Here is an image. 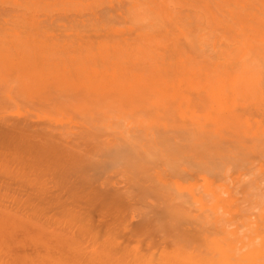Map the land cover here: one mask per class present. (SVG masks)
Wrapping results in <instances>:
<instances>
[{
	"label": "bare ground",
	"instance_id": "1",
	"mask_svg": "<svg viewBox=\"0 0 264 264\" xmlns=\"http://www.w3.org/2000/svg\"><path fill=\"white\" fill-rule=\"evenodd\" d=\"M5 42L3 51L16 56L4 60L0 51V72L16 74L6 87L18 86L2 91L38 101L44 111L28 115L48 124L0 126V264H264V0H0ZM85 118L104 120L88 126ZM19 137L22 147L9 144ZM91 138L96 145H87ZM78 141L104 151L129 184L106 200L89 192L92 204L84 203L108 207H98L104 240L82 218L68 239L54 233L64 225L60 210L37 205L60 182L51 175L62 172L57 162L80 166L65 182L61 173L65 186L87 184L105 168ZM122 150L126 164L117 158ZM24 161L33 174L22 172ZM125 202L132 208L123 232L128 217L154 218L143 231L149 251L142 232L134 229L129 244L111 227L109 209ZM30 220L34 253L22 256L16 250L26 245L15 237L34 229Z\"/></svg>",
	"mask_w": 264,
	"mask_h": 264
},
{
	"label": "rangeland",
	"instance_id": "2",
	"mask_svg": "<svg viewBox=\"0 0 264 264\" xmlns=\"http://www.w3.org/2000/svg\"><path fill=\"white\" fill-rule=\"evenodd\" d=\"M4 41V40H3ZM2 42V41H1ZM7 42V41H6ZM6 42L4 43V45L2 44V45H0V51H1V53L3 52V53H6V52H4L3 51V49H2V46L4 47V48H6ZM1 44V43H0ZM9 47V46H8ZM5 50V49H4ZM13 50H20V49H13ZM6 51V50H5ZM12 51V50H11ZM21 51V50H20ZM7 52H10L9 50H7ZM13 52V51H12ZM16 52V51H15ZM25 52H28V50L27 51H25ZM17 53V52H16ZM7 54L8 55H10L11 54V52L10 53H6L4 56L1 54V56H3L2 58H4V60H7V58L9 57V58H13V57H11V56H13L12 54H14V52L11 54V56H8L7 57ZM18 55L19 54H22V53H20V52H18L17 53ZM34 54V53H33ZM15 55V54H14ZM17 55V56H18ZM0 56V57H1ZM16 56V55H15ZM20 56V55H19ZM1 62H3V59H2V61H0V65H1ZM4 62H6V61H4ZM3 62V63H4ZM2 63V64H3ZM4 65H5V63H4ZM2 66V65H1ZM4 67V66H3ZM2 67V69H4ZM1 68V67H0ZM1 69V70H2ZM0 70V71H1ZM5 71H6V69H4ZM3 71V70H2ZM4 71V72H5ZM12 72V71H11ZM0 73H2V72H0ZM3 74V73H2ZM2 74H0V82H1V80H2V82L0 83V126H1V124H3V126H4V122H5V120H7L6 122H8L9 121V123H10V125H12L13 124V122H14V124L15 125H18L17 123H19V121L21 120L22 121V123L23 124H30L31 125V127L30 128H33V126L32 125H34V127H35V125H38L37 127H39V126H41V123H42V127H43V125L44 124H48V123H45V122H42V121H40L39 120V122L40 123H36L35 124V122H38L37 120V115H38V113L37 112H43L44 111V106H42L40 103H38V101H35V104H30V102H32V101H30V102H28V100H22V98L20 99L19 97H18V99L20 100H18L17 99V97H14L15 95L17 96V93H19V90L18 91H16L17 93L15 94V95H10L11 94V92H13V91H15V90H12L13 88H11L12 86L14 87V85H12V84H15L16 82H14L15 80L13 79L14 77L16 78V74L15 75H12L13 73H9V71L7 72V74H10V76L12 77V79L14 80L13 81V83L10 85V88H11V90H9L10 91V94L8 93L9 91L6 89V91H2V90H5L4 89V87H6V86H9V85H7L9 82L11 83V77L10 76H8V75H6V72L3 74L4 75V77H5V79H4V77L2 76ZM9 78V79H8ZM3 82H5V83H3ZM7 83V84H6ZM9 83V84H10ZM1 84H2V87H1ZM6 84V85H5ZM17 84V83H16ZM15 84V89H16V87L18 86V85H16ZM6 88H9V87H6ZM9 88V89H10ZM18 89V88H17ZM6 92V94H4ZM9 94V96H11V97H14V99L16 98L18 101H16V100H14L13 102H12V99H11V97H9L10 98V100H7L6 101V98H5V101L7 102V104L9 105L10 103H11V105H7L6 104V102H4V101H2L3 99H1L2 98V96H6V97H8L7 95ZM15 92H13V94H14ZM18 96H21L20 94L18 95ZM9 98H7V99H9ZM21 100H22V103H21ZM28 103V104H26V103ZM4 103V104H3ZM17 103H19V104H17ZM24 103V104H23ZM22 104V105H21ZM24 105H26V106H24ZM18 106V107H17ZM29 106V107H28ZM33 106V107H32ZM15 107H17V110L19 111L20 110V108H21V110L23 111H21L22 113H23V117H19V116H21V115H19V114H21V113H18V111L16 110V108ZM30 107H32L31 109H33V110H31L30 109ZM10 110H9V109ZM14 109V110H13ZM27 109V110H26ZM30 109V110H29ZM9 110V111H8ZM17 111V112H16ZM18 113L17 115H16V113ZM20 112V111H19ZM28 112H32L31 114L30 113H28ZM2 113V114H1ZM34 113V115H36L35 113H37V115L35 116L36 118H34V117H31V116H34V115H32ZM28 114H30L31 116L29 117V115ZM19 115V116H18ZM27 115V116H26ZM8 117V118H7ZM27 117V118H26ZM2 118V119H1ZM23 118H25V119H23ZM98 118H101V117H98ZM86 119V118H85ZM89 118H87L84 122H86L87 120H88ZM103 119V118H102ZM102 119H98V121H92L91 119H89V124H88V126L89 125H92L91 124V122H94V123H96V122H98L99 123V120H100V124H101V120ZM1 120H2V122H1ZM90 120H91V122H90ZM95 120H96V118H95ZM104 120V119H103ZM20 121V122H21ZM26 121H28V122H26ZM104 122V121H103ZM110 122H113V121H110ZM110 122H108L107 121V123L109 124ZM9 123H8V125H9ZM97 123V124H98ZM116 123V122H115ZM6 124L7 123H5V126H6ZM99 124V125H100ZM104 124V123H103ZM114 124V123H113ZM7 125V126H8ZM20 126V125H19ZM25 128H29L28 127V125L27 126H25ZM40 128V127H39ZM22 134H25V133H22ZM27 135V134H26ZM26 135H24L25 137H27V140H25L26 138L23 136V138H25L24 140H25V145L27 144V142L26 141H28L29 143V145H30V141L32 142V140H29L28 138V135L26 136ZM20 136H22V135H20ZM11 137V136H10ZM12 138H14L15 140H16V138L15 137H12ZM12 138H10V140L12 139ZM20 139H21V137H19ZM19 138H17L18 140V142L17 141H15V144H14V140H13V142H11V143H9L11 146H15V147H22L24 144H22V142L24 143V140H23V138L20 140ZM73 138L74 137H72L71 138V140H73ZM8 139V138H7ZM75 139H77V137L75 138ZM9 140V139H8ZM10 140H9V142H10ZM90 140V141H89ZM88 141V143H87V145H90L91 144V146H94V145H96L94 142V144L92 145V143H90L91 141H94V139L93 138H91V139H89ZM97 140V139H96ZM12 141V140H11ZM20 142V143H19ZM74 142V141H73ZM77 141H75V143H76ZM79 143H80V145L82 146L81 147V149H83L84 151H86V154H88V159L89 158H91V157H95V158H97V159H100V160H102V161H100V162H102V163H104L105 164V162H107L106 163V165L107 166H109V167H107L106 165H104V164H102L103 166H105V168L103 167L102 168V172L100 171V172H97V176H92L91 175V173H89L87 170H85V169H87V167H85V168H82V169H84L86 172H88L90 175H87L86 177L84 176V179L85 178H87L88 176H92V178L90 177V179H89V177H88V179L89 180H91V181H88L89 183H87V184H85V183H83V181H80V180H78V182L76 181V185H78L77 187H76V185L74 186V187H76V188H72L73 186H72V184H74V183H72L70 186L68 185V186H65V185H63L64 183L62 182V178L64 177V175H65V177L64 178H66V179H64V182H65V180H67V178H71L74 174H78V173H75L76 171L77 172H80L79 170H80V166L79 165H77V162L74 164V162L72 163L73 165V168H72V166H71V161L69 160V159H67L68 161H70L69 163L67 162V160H66V162L65 163H67V165H68V169H67V165H66V167L63 169L62 168V165L63 166H65V164H60V161L59 162H57L56 163V165L55 166H57V164L59 163V166H58V169H60L62 172L61 173H64V175L62 174V177L60 176L61 175V173L59 172V170L57 171L59 174H55V176L52 174L53 172H51V175L53 176V178H52V180H55L54 179V177L55 178H57L56 180H55V182H57L58 180L60 181H58L59 183L57 184V183H55V184H57V185H55L54 184V187L55 186H59V184H60V188H62V190L60 191V193L62 194V192H63V194L62 195H60L58 192L56 193L55 192V190L57 191V189L56 188H59V187H55V189H54V187H53V184H52V191H51V193L53 194V196L55 195V197H53L52 195H51V193L49 192V194H47V196L49 195H51V197H45V198H43V199H38L37 200V205L40 207V208H44V207H49L50 205H53V208H55V207H57L55 210H60V211H58V215H57V219L60 221V222H62V224H64L62 227H55V228H51V229H60V232H59V230H57V231H54V233H57V234H60V235H63V236H65V238L66 239H68L69 238V234H70V232L72 231V229L75 227V224H79L80 223V220L79 219H81L82 218V220L83 221H86V222H90L89 223V225H90V227L98 234V236H99V238H100V240H104V238H105V236H106V224L105 223H102V218L100 217V210H98L99 208L98 207H100V209H102L103 207H105V208H103V209H107L106 208V206H104V202H102V200H100L99 201V203L101 204V202H102V207L101 206H97V201H98V199L99 198H101V196L102 197H104L105 199L104 200H106V199H109V198H111L113 195H114V193H116V192H123V191H125V192H129L130 191V189H129V184H127V179H126V176L123 178V175H115V173L114 172H112V164H110L109 163V161L110 160H108V158L105 156V157H101L102 156V152H104V151H101V153L100 154H98V153H96L95 154V152L93 151V148L94 147H89V146H87L86 145V143H82L81 141H78ZM87 142V141H86ZM16 143H17V145H19V144H22V145H20V146H16ZM33 143V142H32ZM78 143V144H79ZM82 143V144H81ZM71 145V144H70ZM79 145V146H80ZM72 146H73V144H72ZM86 146H87V150H86ZM89 148V149H88ZM91 149V150H90ZM80 150V149H79ZM83 150H80V151H83ZM90 151V152H89ZM89 152V153H88ZM93 152H94V154H93ZM89 154H91V155H89ZM99 156H98V155ZM123 154V156L125 157V155H127L126 153H125V151L124 150H122V151H119V153H118V159H119V161H120V163H122V164H126L125 162H126V158H124V157H120V155H122ZM97 156V157H96ZM1 159V158H0ZM94 159V158H93ZM61 161H62V159H60ZM125 160V161H124ZM65 161V160H64ZM63 161V162H64ZM51 162H53L54 163V160H52ZM51 162H50V164H51ZM24 163H25V161H24ZM23 163V164H24ZM22 164V172H26L27 174H33L34 173V171H35V169H34V167H32V166H29V165H27L26 163V166H27V168H29L28 169V171L26 170L27 168H26V166L24 167V165ZM53 165V164H52ZM75 165H77V166H79V168H77V166H75ZM111 165V166H110ZM69 166L71 167V168H69ZM52 167V166H51ZM53 167H54V165H53ZM61 167V168H60ZM32 170H31V169ZM11 169V168H10ZM56 169H57V167H56ZM63 169V170H62ZM69 169H70V172H69ZM74 169H77V170H75L74 171V173H73V170ZM81 169V170H82ZM107 169V170H106ZM81 171V173L83 172H85V171ZM104 170H106V171H104ZM13 169L11 170V171H8V174H12L13 173ZM53 171H55L56 172V170L55 169H53ZM64 171V172H63ZM72 171V172H71ZM104 171V172H103ZM24 172V173H25ZM33 172V173H32ZM85 172V174H87ZM68 173V174H67ZM70 173V174H69ZM104 174V175H102V174ZM80 174V173H79ZM50 175V176H51ZM69 175L71 176V177H69ZM84 175V174H83ZM94 175H96V173L94 174ZM110 175L112 176V179H111V177H110ZM12 176H14V178H15V176H16V178L17 179H19V175H18V173H16L15 175H12ZM102 176H104V177H102ZM97 177V178H96ZM106 177V178H105ZM110 177V178H109ZM73 178H75L74 176H73ZM73 178L71 179V180H73ZM107 178H109V179H111L112 181L113 180H115V181H113V182H111V181H108L107 182ZM125 179V180H124ZM105 182H104V181ZM79 181L82 183H79ZM104 182V183H103ZM54 183V182H53ZM81 185H79V184ZM101 184V185H99V184ZM103 183V184H102ZM108 183V184H107ZM23 184V183H22ZM25 184V183H24ZM23 184V185H24ZM84 184V185H83ZM19 185H21L20 183H19ZM22 185V186H23ZM72 186V187H71ZM24 188H27V187H25V186H23ZM80 187V189H78V191L77 190H75V189H77V188H79ZM84 187V188H83ZM87 187H88V189H87ZM64 188V189H63ZM90 188V189H89ZM95 188V189H94ZM23 190H25V189H23ZM54 190V191H53ZM75 190V191H74ZM80 190H82L81 192H80ZM90 190V191H89ZM29 192V190H26V192ZM74 191V192H73ZM77 191V192H76ZM27 192V193H28ZM67 193V195H66V193ZM79 192V197L80 198H78V199H81L82 198V201H78V199H77V193ZM92 194L93 192L97 195V197H93V198H98V196H99V198L98 199H94L93 200V203L95 204V207L93 208V205H92V208L90 207V208H88V207H86L87 205H84V203L85 204H87L86 202L87 201H89V204H90V199H92V198H88V196H89V194L90 193ZM124 192V193H125ZM68 193H69V195H68ZM70 194H71V196H70ZM76 194V195H75ZM85 194V195H84ZM88 194V195H87ZM62 196V197H60V198H62L61 200L63 201V199H65L66 198V200L67 201H69V200H71V201H69L68 202V207H66L67 206V203H65V202H67L66 200H64V202H60L59 204H58V200H59V197H56V196ZM70 196V197H69ZM75 196V197H74ZM95 196V195H94ZM50 198H51V200H50ZM54 198H55V201H54ZM56 198H57V200H56ZM74 199V201L76 202V200H77V204L75 205V203H74V201H72L73 199ZM88 198V199H87ZM101 199H103V198H101ZM39 200H41V201H39ZM130 200L131 199H129V200H127L128 202H130ZM135 200H137V199H135ZM133 201L132 203H134V202H136V201ZM51 202V204H50V202ZM58 201V202H57ZM44 202H45V204H44ZM49 202V203H48ZM56 202V203H55ZM128 202H125L124 204H123V206H121L122 208L124 207V209L126 208V209H128V208H132V207H128L129 205V203ZM40 203V204H39ZM42 203V204H41ZM64 203L66 204L65 205V210H64V212H63V209H64ZM70 203L72 204V205H70ZM74 203V204H73ZM98 203V204H99ZM109 203V202H108ZM139 203H141V202H138V203H135L134 204V207H136L137 206V204H139ZM55 204H56V206H55ZM91 204H92V200H91ZM91 204H90V206H91ZM99 204V205H100ZM106 205H108V204H106ZM128 205V206H127ZM73 206H76V207H73ZM97 206V207H96ZM127 206V207H126ZM131 206V205H130ZM139 206V205H138ZM138 206H137V208H138ZM121 207H120V210L119 209H117V210H110L109 209V212L110 213H108V215H107V218H108V216L110 217V219H112V218H115V219H113V221H114V223H116V225L114 224V226L112 225L111 227H116V226H118V228L119 227H121V226H123L122 224V221L121 220H123V217L126 215V209L124 210V209H122L121 210ZM60 208V209H59ZM72 208V209H71ZM66 209H67V212H66ZM88 209H90V211H91V209H92V211L91 212H88ZM71 210V211H70ZM75 210V211H74ZM76 210H78V212H76ZM97 210V211H96ZM73 211V212H72ZM96 211V212H95ZM98 211H99V213H98ZM103 211V210H102ZM106 211V210H105ZM115 211L117 212V213H115ZM125 211V212H124ZM71 212V213H70ZM107 212H108V210L106 211V214H107ZM120 212V213H119ZM89 213V214H88ZM99 215H98V214ZM105 213V212H104ZM104 213H103V215H104ZM112 213L114 214V216L112 215ZM125 213V214H124ZM63 214H66L65 216L63 215ZM67 214H69V216L67 215ZM89 216H88V215ZM87 215V216H86ZM98 215V216H97ZM105 216V215H104ZM103 216V217H104ZM28 217V216H27ZM30 217H32V216H30ZM29 217V218H30ZM78 217V218H77ZM97 217V218H96ZM106 217V216H105ZM104 217V218H105ZM112 217V218H111ZM122 217V218H121ZM128 217V216H127ZM137 217H140V216H136V217H133V219H132V217H128V219L127 220H129L128 221V223H127V226L124 228L125 230H124V232H123V229H121V228H119V229H121L122 230V232L121 233H119V238L121 239V241L123 242V243H129V244H133L134 243V241L130 238V235H131V233H134L135 231H138V234H140L141 232H142V234H143V236L141 235H139L140 236V238L142 239V243H143V245H142V248L145 250V251H149V248H148V239L150 238V236H148L147 234H146V232H144L145 233V235H144V233H143V231H146V225L147 224H155L154 223V218H153V216H151V219L150 218H148V221L146 220V219H142V216H141V218H137ZM76 218V219H75ZM125 218V217H124ZM135 218H137V219H135ZM25 219H26V217H25ZM139 219H142V220H139ZM68 220H71V221H68ZM74 220V221H73ZM115 220H117V221H119V222H117V221H115ZM126 220V219H125ZM136 220H138L137 222H136ZM46 221V220H45ZM68 221V222H67ZM121 221V222H120ZM140 221H142V223L140 222ZM31 225V227H34V229L33 228H31V231H26L27 230V228H26V230H25V228L23 227V229L25 230V232H24V230H23V232H20V231H18L17 232V236L15 237L16 239H15V242L16 243H20V242H22V244H24V245H26V247H20V246H18V250H16V251H19L18 253L20 254V255H22V256H32L33 255V253H34V251H33V248H30L31 246H29L30 245V242H29V240H31L32 238H34V237H36L37 236V234H36V229H35V225H33L32 226V220H30V221H28ZM47 223H48V221H46ZM69 222H71V223H69ZM78 222V223H77ZM133 222H134V224H133ZM140 222V223H139ZM149 222H151V223H149ZM73 223V224H72ZM130 223V224H129ZM132 223V224H131ZM137 223V224H136ZM68 224V225H67ZM144 224V225H143ZM146 224V225H145ZM121 225V226H120ZM130 225V226H129ZM136 225V227H134ZM142 225V226H141ZM30 226H28V230H30ZM74 226V227H73ZM66 227V228H65ZM138 227V228H137ZM155 227V226H154ZM48 228H50V227H48ZM63 229V230H62ZM133 229V230H132ZM134 229H135V231H134ZM138 229V230H137ZM132 230V231H131ZM169 231H171L170 229H168ZM22 231V230H21ZM45 231H46V229H45ZM119 231V230H118ZM169 231H167V233H170ZM140 232V233H139ZM173 232V231H172ZM21 233V234H20ZM31 233V234H30ZM136 233V232H135ZM149 234V233H148ZM166 234V233H165ZM169 235H171V234H169ZM28 236V237H27ZM151 236H153V239L155 238V237H157L158 235L156 234H154V235H151ZM164 237H167V236H164ZM128 238V239H127ZM168 238H170V237H168ZM27 239H28V241H27ZM157 239H159V237H157V238H155L154 239V241L155 240H157ZM161 239V238H160ZM147 240V241H146ZM150 240V239H149ZM131 241H133V242H131ZM158 241V240H157ZM160 241V240H159ZM29 242V243H28ZM21 244V245H22ZM146 244V245H145ZM146 246V247H145ZM31 249H32V251H31ZM29 250V251H28ZM28 251V252H27ZM18 264H26V263H21V261H19L18 262Z\"/></svg>",
	"mask_w": 264,
	"mask_h": 264
}]
</instances>
